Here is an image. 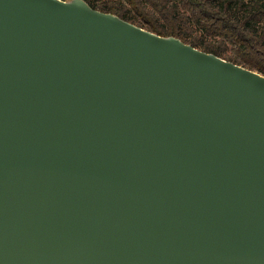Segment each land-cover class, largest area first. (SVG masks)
Returning a JSON list of instances; mask_svg holds the SVG:
<instances>
[{
  "label": "water",
  "instance_id": "obj_1",
  "mask_svg": "<svg viewBox=\"0 0 264 264\" xmlns=\"http://www.w3.org/2000/svg\"><path fill=\"white\" fill-rule=\"evenodd\" d=\"M0 264H264V76L0 0Z\"/></svg>",
  "mask_w": 264,
  "mask_h": 264
},
{
  "label": "trees",
  "instance_id": "obj_2",
  "mask_svg": "<svg viewBox=\"0 0 264 264\" xmlns=\"http://www.w3.org/2000/svg\"><path fill=\"white\" fill-rule=\"evenodd\" d=\"M84 1L95 10L264 76V0Z\"/></svg>",
  "mask_w": 264,
  "mask_h": 264
},
{
  "label": "rangeland",
  "instance_id": "obj_3",
  "mask_svg": "<svg viewBox=\"0 0 264 264\" xmlns=\"http://www.w3.org/2000/svg\"><path fill=\"white\" fill-rule=\"evenodd\" d=\"M66 1H67V0H66ZM68 1H69V0H68ZM101 1H104V0H98V1H97V2H98L97 4H99Z\"/></svg>",
  "mask_w": 264,
  "mask_h": 264
}]
</instances>
